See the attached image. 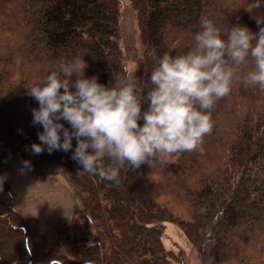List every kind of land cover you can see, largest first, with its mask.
Segmentation results:
<instances>
[{
	"label": "trees",
	"instance_id": "obj_1",
	"mask_svg": "<svg viewBox=\"0 0 264 264\" xmlns=\"http://www.w3.org/2000/svg\"><path fill=\"white\" fill-rule=\"evenodd\" d=\"M121 3L0 0V176L9 167L8 154L38 164L56 161L81 203L71 223L57 225L58 242L52 246L35 219L17 214L3 182L0 264H29L30 258L32 264H190L182 247H166L167 223L183 232L200 264L208 251L209 264H264V90L258 87L234 81L230 95L212 110L214 126L203 153L180 152L166 164H144L135 173H122L119 185L79 174L72 152L28 150L40 142L43 129L32 124L31 109L39 105L27 88L61 61L84 57L85 76H97L105 85L128 71L119 44ZM131 3L145 47L137 72L144 86H150L146 79L160 55L193 45L202 15L222 32L237 22L259 31L251 0ZM251 66L249 60L244 68Z\"/></svg>",
	"mask_w": 264,
	"mask_h": 264
},
{
	"label": "clouds",
	"instance_id": "obj_2",
	"mask_svg": "<svg viewBox=\"0 0 264 264\" xmlns=\"http://www.w3.org/2000/svg\"><path fill=\"white\" fill-rule=\"evenodd\" d=\"M250 7L258 32L239 22L222 32L202 15L187 51H166L156 59L146 79L150 86L127 70L105 85L97 76H85L84 57L61 61L27 88L39 105L31 109L32 124L43 129L40 142L28 150L72 152L79 174L116 185L122 173H135L144 164H166L180 152L203 153L214 126L212 110L230 95L234 81L264 90V0H251ZM249 60L252 66L245 70ZM22 164L29 168L31 161ZM5 179L0 176V187Z\"/></svg>",
	"mask_w": 264,
	"mask_h": 264
},
{
	"label": "rangeland",
	"instance_id": "obj_3",
	"mask_svg": "<svg viewBox=\"0 0 264 264\" xmlns=\"http://www.w3.org/2000/svg\"><path fill=\"white\" fill-rule=\"evenodd\" d=\"M121 27L119 33V44L122 49V52L125 56L126 67L129 72L136 73L138 72V63L141 59H143L145 55V47L142 44L141 33L138 25L137 13L132 7L131 0H121ZM9 156V167L5 172L4 176L7 177V172L9 171L11 163L16 160L21 161H31L27 157L22 155H14L8 154ZM15 164V163H14ZM35 168V169H34ZM28 169V168H27ZM31 172L34 170L37 175V180L33 182V184L28 185L26 187V183H16L19 190L25 192V198H28V207L33 204V208L29 211L32 212L36 210V212H41L42 210H47L45 207V202H41L42 200L50 199L51 196L55 194H59V202L60 206L57 207L54 211V215L57 219L61 221L53 224V220L51 221L45 215L43 217L42 223L45 226V229H48L50 232V236L47 234L46 230L41 226L40 220L37 217L34 218H23L15 209L17 214L25 220L35 219L44 232V234L49 239L52 246H56L58 240V230L57 225L62 224V222L69 224L72 220L76 218L77 211L81 207V203L76 193L70 187V184L66 181L65 177L62 174L61 165L56 161L45 162V163H36L31 161V166L28 171ZM27 170L20 169L19 167L12 172V175L17 179H21L26 174ZM4 182L7 185L6 179ZM56 191V192H54ZM158 190L155 191V193ZM161 192L158 191L156 193V197L159 201L164 202V196H162ZM13 196V195H12ZM35 197V198H34ZM38 201V202H37ZM14 203V202H13ZM54 206L58 203L54 202ZM9 220H11L9 218ZM167 230L165 232V245L167 248L175 249V246L182 247L189 259L190 264H200L197 259V254L195 249L191 246L188 239L185 237L183 232L175 225L167 223ZM211 258V251H208L206 260L204 264H209L208 260Z\"/></svg>",
	"mask_w": 264,
	"mask_h": 264
},
{
	"label": "crops",
	"instance_id": "obj_4",
	"mask_svg": "<svg viewBox=\"0 0 264 264\" xmlns=\"http://www.w3.org/2000/svg\"><path fill=\"white\" fill-rule=\"evenodd\" d=\"M18 167L21 170L22 169L27 170L26 174L21 179H17L14 176V174L12 175V172L14 173V170ZM28 169L23 167L21 160H16V161L13 160V162L10 165L9 171L7 172V177H6L7 186L13 195L16 211L23 218L37 217L40 220L41 226L45 229V226L42 223L43 217L45 215L51 221L53 220V224L56 222L58 223V221L59 222L61 221L60 219H57L55 217V215L53 214L55 209L60 206L59 194L57 193V194L51 196L52 198L41 201V202H45V207L47 210H42L41 212L40 211L36 212V210H33L32 212H30L29 211L30 209H35V208H33L34 207L33 204L30 207H28V198H25V192L19 190V188L17 187V184H16V183H26L25 185L28 188V185L31 186V184H33V182H35L37 180V175L35 174V171L33 170L31 172V169H30V171H28ZM54 192H56V191H54ZM54 202H57L58 204L56 206H54V204H53ZM62 223H64V222H62ZM45 230H46L47 234L49 235V237L51 238L49 230L48 229H45ZM50 242H52V241H50Z\"/></svg>",
	"mask_w": 264,
	"mask_h": 264
},
{
	"label": "water",
	"instance_id": "obj_5",
	"mask_svg": "<svg viewBox=\"0 0 264 264\" xmlns=\"http://www.w3.org/2000/svg\"><path fill=\"white\" fill-rule=\"evenodd\" d=\"M29 264H32V260H31V258L29 259Z\"/></svg>",
	"mask_w": 264,
	"mask_h": 264
}]
</instances>
